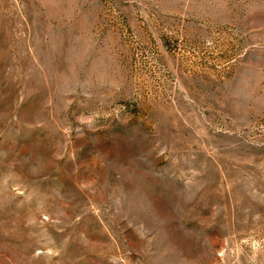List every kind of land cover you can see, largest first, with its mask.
Returning <instances> with one entry per match:
<instances>
[{"label":"rangeland","instance_id":"obj_1","mask_svg":"<svg viewBox=\"0 0 264 264\" xmlns=\"http://www.w3.org/2000/svg\"><path fill=\"white\" fill-rule=\"evenodd\" d=\"M0 264H264V0H0Z\"/></svg>","mask_w":264,"mask_h":264}]
</instances>
